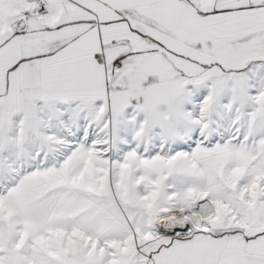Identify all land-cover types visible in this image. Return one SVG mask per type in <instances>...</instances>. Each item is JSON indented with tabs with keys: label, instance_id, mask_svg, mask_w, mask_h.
I'll use <instances>...</instances> for the list:
<instances>
[{
	"label": "snow or ice",
	"instance_id": "1",
	"mask_svg": "<svg viewBox=\"0 0 264 264\" xmlns=\"http://www.w3.org/2000/svg\"><path fill=\"white\" fill-rule=\"evenodd\" d=\"M0 264H264V0H0Z\"/></svg>",
	"mask_w": 264,
	"mask_h": 264
}]
</instances>
